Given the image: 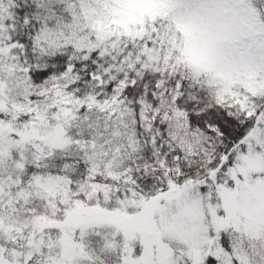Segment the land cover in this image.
<instances>
[{
    "label": "snow or ice",
    "instance_id": "1",
    "mask_svg": "<svg viewBox=\"0 0 264 264\" xmlns=\"http://www.w3.org/2000/svg\"><path fill=\"white\" fill-rule=\"evenodd\" d=\"M0 264H264V0H0Z\"/></svg>",
    "mask_w": 264,
    "mask_h": 264
}]
</instances>
